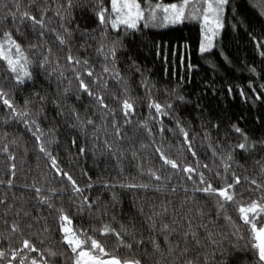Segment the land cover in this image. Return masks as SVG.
Instances as JSON below:
<instances>
[{
	"label": "trees",
	"instance_id": "trees-1",
	"mask_svg": "<svg viewBox=\"0 0 264 264\" xmlns=\"http://www.w3.org/2000/svg\"><path fill=\"white\" fill-rule=\"evenodd\" d=\"M139 1L0 0V264H264V0Z\"/></svg>",
	"mask_w": 264,
	"mask_h": 264
},
{
	"label": "snow or ice",
	"instance_id": "snow-or-ice-1",
	"mask_svg": "<svg viewBox=\"0 0 264 264\" xmlns=\"http://www.w3.org/2000/svg\"><path fill=\"white\" fill-rule=\"evenodd\" d=\"M227 0H215V2H209L206 0V9L203 15L205 40L201 45V52L207 51L212 47V37L217 35L219 29L222 27V16L224 11V5ZM187 6V0H184L183 4L177 5L175 3L163 6L157 5L150 15L155 17L156 11H162L165 22L177 23L183 19L184 8ZM119 11L123 18V23L131 29L137 27L139 20L143 18V10L137 0H121ZM211 18V23L209 22Z\"/></svg>",
	"mask_w": 264,
	"mask_h": 264
},
{
	"label": "rangeland",
	"instance_id": "rangeland-1",
	"mask_svg": "<svg viewBox=\"0 0 264 264\" xmlns=\"http://www.w3.org/2000/svg\"><path fill=\"white\" fill-rule=\"evenodd\" d=\"M137 2L140 4L139 0H137ZM120 3H121V0H113V6L115 8V10H114L115 14L112 17V19H113L112 22H113L114 26H116V27L119 24H124L122 15H121V13L119 11ZM140 6H141V4H140ZM166 6H168V5H166ZM186 8H187V6L184 8V13H185V10H187ZM141 9L143 10V7H141ZM183 18H184V16H183ZM209 22L211 23V18H210ZM167 23L168 22H166V24ZM203 37H204V39L202 40L201 45L204 43L205 33H204ZM211 39H212V47L209 50H211L214 47V45L216 43V36H213ZM253 210L254 209H251V211L246 213V218L247 219L250 220V216H251V213H253ZM254 229H255L256 243H257L259 251L262 254L263 253L262 249L264 247V227L261 228V229H257V228L254 227ZM65 231L67 233L68 241L71 242V244H72V246H73V248L75 250L76 264H82L83 261L88 260V259H101V260L103 259L104 260V259L110 257V256H108L107 254L104 253L103 249L100 248L96 242H92V244H91L92 248L88 249L87 247L84 246L83 242L80 239H78L77 237H75L73 235V233L71 232L70 227H66ZM35 264H41V263L37 262Z\"/></svg>",
	"mask_w": 264,
	"mask_h": 264
},
{
	"label": "water",
	"instance_id": "water-1",
	"mask_svg": "<svg viewBox=\"0 0 264 264\" xmlns=\"http://www.w3.org/2000/svg\"><path fill=\"white\" fill-rule=\"evenodd\" d=\"M263 253H262V257L264 259V247L262 249ZM82 264H137L135 261H121V259L117 258V257H109L106 259H88L83 261Z\"/></svg>",
	"mask_w": 264,
	"mask_h": 264
}]
</instances>
